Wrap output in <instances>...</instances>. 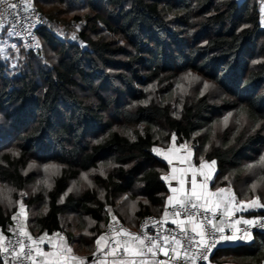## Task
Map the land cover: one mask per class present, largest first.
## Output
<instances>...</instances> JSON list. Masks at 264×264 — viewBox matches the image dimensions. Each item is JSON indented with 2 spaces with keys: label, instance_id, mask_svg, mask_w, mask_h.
Instances as JSON below:
<instances>
[{
  "label": "trees",
  "instance_id": "trees-1",
  "mask_svg": "<svg viewBox=\"0 0 264 264\" xmlns=\"http://www.w3.org/2000/svg\"><path fill=\"white\" fill-rule=\"evenodd\" d=\"M65 1L87 11L75 17L81 46L54 34L42 8L49 4L34 0L45 20L37 31L40 55L18 44L15 68L0 55V183L25 192L35 183L34 174H25L32 161L59 167L48 191L22 203L27 232L63 234L64 216L83 215L96 225L91 247L124 196L143 199L131 220L114 211L128 228L160 216L168 166L153 149L172 143L193 145L195 164L197 156L215 161L213 189L264 204V171L255 191L238 189L264 155V28L257 0H56ZM186 73L211 82L221 97L212 101L194 91L178 100L173 85ZM229 114L232 122L211 140L212 127ZM100 167L107 173L94 177V185L102 199L94 190L68 192L71 182ZM36 205L44 210L31 218ZM261 208L247 216H263ZM16 212L0 204L1 232H9ZM210 262L264 264V232L222 244Z\"/></svg>",
  "mask_w": 264,
  "mask_h": 264
},
{
  "label": "built area",
  "instance_id": "built-area-1",
  "mask_svg": "<svg viewBox=\"0 0 264 264\" xmlns=\"http://www.w3.org/2000/svg\"><path fill=\"white\" fill-rule=\"evenodd\" d=\"M9 2L16 4V7L9 8L7 4H0V32L4 30L11 41L15 39L20 41L29 52L37 55L39 53L37 31L45 27L44 18L36 8L34 0H30L31 6L28 0H9ZM74 42L82 45L78 39ZM183 203L185 207L182 208L181 203L173 202L165 208L164 213L167 212V216L172 219L189 223L187 228L154 215L143 219L134 230L115 217L109 219L100 236L104 238L102 239L104 245L101 250L95 248L88 257L89 263L110 264L112 261L124 262L133 259L124 242L134 240L140 242L143 257L151 258L154 264H212L210 256L217 247L225 243L235 245L246 242L252 234L264 232V227L259 226L264 223V215L249 217L247 212L238 210L234 221L217 225L216 222L223 219L221 211H209L196 203L197 208L192 209L191 204L194 202L186 200ZM177 212L180 213L179 216L175 215ZM193 213L195 218L189 222L187 217ZM25 214V209L21 206L13 216L15 219L12 218L9 232L0 238V264H31L34 250L42 249L41 239L30 235L23 224ZM248 220L256 221V223L252 225L244 223ZM237 221L240 222L237 223ZM196 224L202 226L197 229V232L202 230L207 239L217 241L210 251L198 246L197 241L200 237L197 232L192 231L193 225ZM217 228L223 231H216ZM246 233L250 234V237ZM221 236L236 238L221 240ZM176 241L180 243L177 244ZM153 242L157 244V247L150 252L148 249L152 247ZM205 255L207 259H203ZM193 256L195 259H192Z\"/></svg>",
  "mask_w": 264,
  "mask_h": 264
},
{
  "label": "rangeland",
  "instance_id": "rangeland-1",
  "mask_svg": "<svg viewBox=\"0 0 264 264\" xmlns=\"http://www.w3.org/2000/svg\"><path fill=\"white\" fill-rule=\"evenodd\" d=\"M40 1L41 3L49 4L45 7H42L41 4L36 2L38 8L41 6L46 10V15L48 14L49 16L47 20H49L48 22L54 31V34H58V37L64 42H74L77 40L78 33L79 30H81L82 25L79 21H76L75 17H81L86 14L87 11L82 8L75 9L68 1H65L64 4H58L56 0ZM257 2L259 4V9L264 10V0H257ZM260 13L261 23L264 28V13L261 11ZM15 49V54L13 53L14 55H9L3 47H0V55L11 62L12 68H15L18 62L21 60V56H17V46ZM47 54V57L51 59L52 55L49 52H47ZM173 89H175L178 100L192 95L194 91H199L200 95L207 94L212 101L221 97V92L216 86L195 73H186L181 75L174 83ZM173 106H176V104ZM225 118H227V120H225ZM232 119V114L221 118L220 122L212 127V135L210 139L214 140L215 136L219 135L229 125V123L232 122ZM213 142H215L216 145L218 144L216 140ZM169 147L164 150H168ZM182 147L185 149V152L190 154L192 161L195 164V147L193 145H182ZM157 151L160 153L163 150L153 149L154 154ZM196 159H199L200 162L199 164L196 163L195 165H201L202 157L199 158V156H197ZM169 169L170 168L168 167L166 173H162V178L165 177V175L169 172ZM262 171H264V155L258 160L256 164L251 165L248 168L246 174L244 175L246 179L243 180L241 184H239V192L245 193L246 189L248 188L255 191L258 187L256 181L257 177ZM58 173L59 167L55 164L41 165L36 161H32L25 174H34L35 183L32 186L26 188L25 192L20 193H15L7 185L0 183V204L6 209L7 212L14 211L16 207L17 210L21 206L24 208L22 205L23 201L37 194H42L48 191L51 187L53 178L56 177ZM106 173L107 170L103 167H100L95 171L83 174L78 181L70 183L68 192L72 193L73 195H80L85 190H94L98 193V197L102 199L104 194L103 190L99 186L94 185V177H104ZM253 185H255L254 188L252 187ZM139 200L143 199L138 195L121 197L116 202V210H113L112 212L109 209L107 222L109 219L117 217V214H115L114 211L118 212V214L123 218L131 220L133 209L135 208L136 202ZM43 210L44 208H42V206L36 205L30 210L28 216L33 218L39 211ZM25 216H27V214H25ZM106 223L100 225V228H103ZM62 226L65 231L63 234L53 235L50 238H46V235L38 237L39 239L42 238L41 242L43 248L34 250L31 264H91L86 260V258L95 251L96 247L98 248L97 240H100L101 238L99 237L95 244L89 247V239L92 236L91 231L96 226L95 223L83 215H68L62 218ZM5 234L6 233L0 231V238ZM68 249H71V251L69 252ZM98 264H104V262H99ZM111 264H115V262H112Z\"/></svg>",
  "mask_w": 264,
  "mask_h": 264
},
{
  "label": "crops",
  "instance_id": "crops-1",
  "mask_svg": "<svg viewBox=\"0 0 264 264\" xmlns=\"http://www.w3.org/2000/svg\"><path fill=\"white\" fill-rule=\"evenodd\" d=\"M260 11L264 13V10L261 9ZM18 44L23 46L21 42L16 39L11 41L4 30L0 32V47H3L8 54L15 53V47ZM37 45L40 48L39 42H37ZM155 155L170 168L169 172L162 178L169 192L165 208L175 201H192L209 211H221L223 219L217 221V225L234 221L237 218L238 210L249 213L257 212L262 209L259 206H254L252 203L245 204L236 201L233 193L227 189L225 192H217V189H213L211 187V182L216 172L215 166L211 163H207L204 168H201L200 165H195L190 154L185 152L182 146H177L175 143H172L168 150H163L160 153L157 151ZM169 161H171V163H169ZM208 174H211L212 177L209 182L205 179ZM193 181H195V192L200 196L199 199L193 195ZM204 185H206V187H204ZM173 189H175V191H173ZM169 197H172L171 201H169ZM165 208L161 211V217L168 222L173 223V221H176L175 224H179L186 228L189 227L190 224L183 220H175L165 216ZM181 221L184 223L181 224ZM46 238L50 237L46 236ZM103 245L104 242L100 239L98 249L101 250ZM124 245L127 247L129 255L134 258L124 262L112 261L115 262V264H154L151 258L143 257L139 241L127 240L124 242ZM87 258L86 260L88 261Z\"/></svg>",
  "mask_w": 264,
  "mask_h": 264
},
{
  "label": "snow or ice",
  "instance_id": "snow-or-ice-1",
  "mask_svg": "<svg viewBox=\"0 0 264 264\" xmlns=\"http://www.w3.org/2000/svg\"><path fill=\"white\" fill-rule=\"evenodd\" d=\"M28 3H29V6H31V4H30V0H28ZM0 4H7V6H8L9 8H15V7H16V4H14V3H10L9 0H0ZM206 87H207V85H206ZM225 120H227V118H225ZM169 163H171V161H169ZM206 164H207V162L203 161V159H202L200 167H201V168H204V167L206 166ZM211 164L214 165V164H215V161H212ZM211 178H212V177H211V174H208V175L205 177L206 180H210ZM193 185H194V187H193V195L196 196L197 199H199L200 196L197 195L196 192H195V181H193ZM204 187H206V185H204ZM252 187L254 188L255 185H253ZM173 191H175V189H173ZM225 191H226V189H217V192H225ZM213 195H214V194H213ZM171 200H172V197H169V201H171ZM179 203H181V207H182V208L185 207V205H184L183 202H179ZM252 204H253L254 206L264 207V204H257V201H252ZM191 208H192V209H195V208H197V205H196L195 203H192V204H191ZM167 215H168V213L165 212V216H167ZM175 215L179 216L180 213L177 212V213H175ZM194 218H195V214L193 213V214L188 215L187 220H188L189 222H191V221L194 220ZM13 219H15V217H13ZM239 222H240V221H237V223H239ZM173 223H176V221H173ZM180 223L183 224L184 222L181 221ZM209 223H211V221H209ZM244 223H246V224H248V225H252V224H255L256 221L248 220V221H244ZM259 226L264 227V223H261ZM201 227H202V226L199 225V224L193 225L192 231H193V232H197V229H199V228H201ZM216 231L222 232L223 229L217 228ZM197 235H199V237H200V239L197 241L198 246H199L200 248H202V249L207 250V251H210L211 248L214 247L215 244H216V242H217V241H215V240H209V239H207V238H206V234H205V232L202 231V230L199 231V232H197ZM246 235H249V237H250V234L246 233ZM29 238H30V237H29ZM138 238H139V237H137V239H138ZM235 238H236L235 236H221V237H220L221 240H232V239H235ZM41 239H42V238H41ZM100 239L102 240V239H104V238L101 237ZM165 239H167V237H165ZM141 242L143 243V241H141ZM99 243H100V240H97V244H98V245H99ZM176 243L179 244L180 242H179V241H176ZM156 247H157V244H156L155 242H153L152 247L149 248L148 251L151 252L152 249H153V248H156ZM22 250H23V249H22ZM68 251L70 252L71 249H68ZM165 254H167V253H165ZM192 259H195V256H193ZM203 259H207V256H206V255L203 256Z\"/></svg>",
  "mask_w": 264,
  "mask_h": 264
},
{
  "label": "water",
  "instance_id": "water-1",
  "mask_svg": "<svg viewBox=\"0 0 264 264\" xmlns=\"http://www.w3.org/2000/svg\"><path fill=\"white\" fill-rule=\"evenodd\" d=\"M88 259V261H89V258H87Z\"/></svg>",
  "mask_w": 264,
  "mask_h": 264
}]
</instances>
